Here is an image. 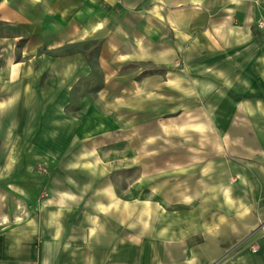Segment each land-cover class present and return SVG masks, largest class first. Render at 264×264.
Returning <instances> with one entry per match:
<instances>
[{
    "label": "crops",
    "instance_id": "obj_1",
    "mask_svg": "<svg viewBox=\"0 0 264 264\" xmlns=\"http://www.w3.org/2000/svg\"><path fill=\"white\" fill-rule=\"evenodd\" d=\"M261 18L0 0V264H264Z\"/></svg>",
    "mask_w": 264,
    "mask_h": 264
},
{
    "label": "built area",
    "instance_id": "obj_2",
    "mask_svg": "<svg viewBox=\"0 0 264 264\" xmlns=\"http://www.w3.org/2000/svg\"><path fill=\"white\" fill-rule=\"evenodd\" d=\"M258 26L261 27V28H264V18H261V19L258 20ZM250 247H251L253 252H257L259 250V245L256 242L251 244Z\"/></svg>",
    "mask_w": 264,
    "mask_h": 264
}]
</instances>
